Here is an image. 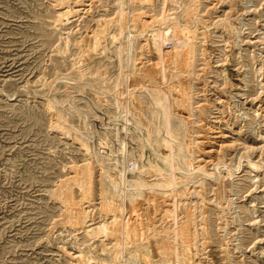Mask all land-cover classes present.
<instances>
[{
	"label": "rangeland",
	"instance_id": "1",
	"mask_svg": "<svg viewBox=\"0 0 264 264\" xmlns=\"http://www.w3.org/2000/svg\"><path fill=\"white\" fill-rule=\"evenodd\" d=\"M0 264H264V0H0Z\"/></svg>",
	"mask_w": 264,
	"mask_h": 264
},
{
	"label": "bare ground",
	"instance_id": "2",
	"mask_svg": "<svg viewBox=\"0 0 264 264\" xmlns=\"http://www.w3.org/2000/svg\"><path fill=\"white\" fill-rule=\"evenodd\" d=\"M120 9V8H119ZM169 12V11H168ZM164 15H163V20H162V22L160 23V27H159V33H161V34H159L157 31H156V33H158L159 35H161L159 38H161V40L160 41H162L163 43H165V41H167L168 40V30H175L174 32H175V34H176V32L177 31H179V27H178V25L177 24H175V23H170V24H167V22L168 21H171L170 20V17L171 16H173V13H163ZM122 15H123V12H122V9H120L118 12H117V18H122ZM161 17V16H160ZM138 19V18H137ZM156 20H157V18H156ZM158 20H159V18H158ZM111 21V20H110ZM159 22V21H158ZM143 24V23H142ZM152 35H153V37H154V35H155V33H152ZM151 35V36H152ZM152 37V38H153ZM179 40V39H178ZM180 41V40H179ZM159 43V42H158ZM157 43V44H158ZM164 45V44H163ZM189 48V47H188ZM188 48H186V46L184 47V45H182V47H181V49H178L174 54L173 53H171L172 54V56L169 58L170 59V61L171 60H174V58L177 60V62H179V60H181V59H183V60H186L184 57V55H189V54H191L192 53V49L190 48V49H188ZM167 53H170V52H167ZM120 54H121V49L120 48H118V55H119V57H120ZM168 56V55H167ZM184 56V57H183ZM168 58H166V59H168ZM182 60V61H183ZM161 62H163V64L164 65H162V63H161V65L163 66L162 68H161V66L159 67V66H157L158 67V69H159V73L161 72V76L160 77H162V79H165L166 77L165 76H167L166 74H165V65H166V63H167V60H165V58L163 57V59H162V61ZM168 63H170V62H168ZM167 63V64H168ZM177 65V64H176ZM189 65V64H188ZM143 72V71H142ZM156 74V73H155ZM158 75V74H157ZM152 76V75H151ZM166 80V79H165ZM124 82V81H123ZM151 82V81H150ZM159 83V82H158ZM157 83V84H158ZM181 83V82H180ZM164 84V83H163ZM142 85H144V84H142ZM150 85H151V83H149V84H145L144 85V87L145 88H147V87H150ZM155 85V84H154ZM159 85V84H158ZM158 85H155L154 87H156V86H158ZM153 86V85H152ZM120 88H122V87H120ZM157 88V90H158V88H159V86L158 87H156ZM161 88V87H160ZM159 88V90H161ZM167 89V88H166ZM120 90V89H119ZM158 90V91H159ZM115 92V91H114ZM124 92V91H123ZM167 92V91H166ZM121 94H122V91H116L115 93H114V97H115V99L116 100H119L120 99V96H121ZM164 95V94H163ZM130 100V99H129ZM165 100V99H164ZM127 102V101H126ZM125 102V103H126ZM132 102V101H131ZM156 103H161L160 101H155ZM122 110V109H121ZM131 112V111H130ZM190 134V133H189ZM166 143L168 142V140L167 141H165ZM122 145V144H121ZM123 150V149H122ZM190 151V150H189ZM188 163V162H187ZM188 165V167H189V169L191 170V169H194V167L192 166V163H191V161L187 164ZM82 169H83V179H84V184H85V186L84 187H86V195H90V194H88L89 192H88V190L90 189V183H91V173H92V171H91V162L90 161H88V162H85L83 165H82ZM115 174H116V176H115V178L114 177H112L111 178V184H112V186H113V188H116V187H118V189H119V191L121 192L120 193V201L119 202H117V204H116V208L115 207H113V209L111 208V206H110V201H109V203H108V201L105 203V206H106V209L108 210V211H110V213L112 214V220L109 222L111 225L112 224H115L119 219H118V213L120 214H122L123 213V203H122V198H123V193L126 191V189H128V190H130L131 191V197H133L136 193L135 192H137V191H139L140 189H142V186H143V184L141 183V182H134L133 184H130L129 186V188L128 187H126L125 186V177H124V175H123V172L122 171H116L115 172ZM111 176V175H110ZM169 179L170 178H167L166 177V180H164V183L162 184L163 186H164V188H167L169 191H170V194H172L173 193V195H174V193H177V192H175V191H177L176 189V187H174V183L172 184L171 183V181H169ZM180 187V186H179ZM148 188V187H147ZM182 188V187H181ZM85 190V189H84ZM90 191V190H89ZM91 192V191H90ZM178 193H179V191H178ZM182 194V193H181ZM85 197V196H84ZM173 197V196H172ZM86 199H88L87 198V196H86ZM89 200V199H88ZM104 202V201H103ZM107 210H104V211H107ZM107 211V212H108ZM166 211V213L168 212V214H169V210L167 209V210H165L164 209V212ZM82 213H83V211H82ZM142 213V212H141ZM163 213V212H162ZM120 214V215H121ZM84 215H85V213H84ZM124 222H125V220H124ZM120 223V222H119ZM140 223V222H139ZM110 224H108L107 223V225H110ZM117 224V223H116ZM133 224V223H132ZM106 225V224H105ZM111 225L108 227L107 226V228H111ZM120 225V224H119ZM137 225H139V224H137ZM112 226H114V225H112ZM118 226V225H117ZM121 226V225H120ZM136 226V225H135ZM133 227H134V224H133ZM108 230V229H107ZM111 230H112V228H111ZM120 230V229H119ZM118 232V231H117ZM134 232V231H133ZM109 233V232H108ZM107 233V234H108ZM111 233V232H110ZM135 233H136V231H135ZM140 234V233H139ZM106 235V234H105ZM113 236V235H112ZM115 236V235H114ZM183 236V235H182ZM134 238V237H133ZM185 239V238H184ZM120 243V242H119ZM168 245V244H167ZM163 246V245H162ZM176 246V245H175ZM158 247V246H157ZM156 247V248H157ZM167 248V247H166ZM175 251V250H174ZM164 254V253H163Z\"/></svg>",
	"mask_w": 264,
	"mask_h": 264
}]
</instances>
